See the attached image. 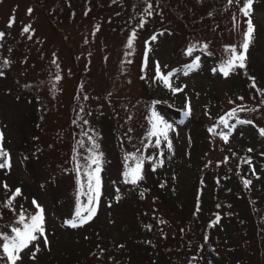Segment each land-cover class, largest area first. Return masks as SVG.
<instances>
[{
  "label": "rangeland",
  "instance_id": "374dc122",
  "mask_svg": "<svg viewBox=\"0 0 264 264\" xmlns=\"http://www.w3.org/2000/svg\"><path fill=\"white\" fill-rule=\"evenodd\" d=\"M245 2L0 0V146L10 161L0 168V264H10L2 237L37 205L44 235L16 264H264V0L250 17ZM211 16L237 54L248 19L254 27L245 67L227 76L205 29ZM198 59L200 69L182 71ZM157 117L167 140L149 135ZM93 155L95 215L73 227ZM126 156H143L136 183L125 182L135 167Z\"/></svg>",
  "mask_w": 264,
  "mask_h": 264
},
{
  "label": "snow or ice",
  "instance_id": "6c2138e0",
  "mask_svg": "<svg viewBox=\"0 0 264 264\" xmlns=\"http://www.w3.org/2000/svg\"><path fill=\"white\" fill-rule=\"evenodd\" d=\"M231 3L232 0H229ZM253 3V0H246L243 8L241 11L246 17H250L251 15V5ZM151 6L149 5V8ZM147 11V9H146ZM150 14V13H149ZM247 31L244 34V42L241 45L242 51L237 54L236 49L232 47L230 49L232 55L227 60L226 64L221 67L220 71L223 72L225 76L229 74L231 70H233L235 67L244 68L245 67V60H246V53L249 47V44L251 42L252 33L254 32V27L252 25L251 19H248L247 21ZM142 26V25H141ZM25 32L28 31V28L24 29ZM3 34L0 33V36ZM135 39V33H133L127 42V47L132 48L133 40ZM154 40L155 37H152ZM191 49H189V53H191ZM7 63V61H5ZM158 77L161 79L166 86H170L169 80L167 76L160 75L159 74V67H157ZM59 79V77H57ZM252 87H255V83L252 84ZM182 89H176L173 88L172 91L175 93L177 91H181ZM242 99V98H241ZM243 110V109H239ZM190 111V109H189ZM237 110H233L228 114L229 117L234 116L235 112ZM188 114L187 112L185 113ZM157 121H159V118L157 117ZM87 123V122H85ZM220 123L223 124L225 127H229L227 120L225 118H222L220 120ZM237 123H251L250 121H237ZM169 125L163 123L162 121L154 122L153 123V130L149 133L150 136H156L159 132L160 135L164 136V139L167 140V128ZM210 131L215 132V129H210ZM231 133V128H229V134ZM261 135H264V130H261ZM222 139L227 142V135L221 134ZM3 137L2 134H0V141H2ZM91 140L92 138L89 137ZM159 137L156 140V145L159 146ZM169 149H171V144L169 142L168 144ZM93 148H98V145L95 144V141L93 140ZM8 153L0 146V168H9L10 167V161L7 159ZM125 159H133L135 160V167L128 168L125 173V182L126 183H136L139 179H142L141 171H142V165H143V156H126ZM250 163V161H249ZM91 164H95V169H92L90 171H86L85 175L88 178L87 181V193L84 191V185L80 184L78 180V184H80L79 187V193L81 195H87L88 203L84 207H80L77 209L76 212V220L70 222L71 226L75 227L77 226V221L79 224L87 223L89 220L92 219V217L95 215V204L98 201L99 198V171H100V158L98 155H93L91 157ZM77 173L79 175V166H77ZM245 186H247L250 181H245ZM5 188H7V185H5ZM21 190L16 189L13 196L6 202V206H10L12 204V201L15 199L16 196L20 195ZM35 203V201H34ZM38 212L35 215H32L30 218H28V222H26V219L23 215V213L20 214V219L18 220V223L23 225V228H14L13 232L15 233L14 237L9 238L8 236H3L2 239L4 241L2 245L3 253L7 257V260L10 262V264H16V261L20 259L19 253L27 248L29 244L32 241H35L38 239L39 236L44 235V228H43V210L39 209V206L37 205ZM84 212H87V215H83ZM45 243L47 241L45 240Z\"/></svg>",
  "mask_w": 264,
  "mask_h": 264
},
{
  "label": "trees",
  "instance_id": "16d2710c",
  "mask_svg": "<svg viewBox=\"0 0 264 264\" xmlns=\"http://www.w3.org/2000/svg\"><path fill=\"white\" fill-rule=\"evenodd\" d=\"M158 1L162 5H165L167 7H172L173 9H176L175 8L176 6L182 5V0H158ZM213 2H215V1H213ZM212 15H213V13H212ZM186 18L188 19V21L191 20V17H186ZM213 18H215V17L211 16V18L209 19V23H208V25H206V28L205 29L208 32H211V37L213 35L214 38H215V40H217L218 43H221V45H220L221 46V53H220V55L227 60L232 55L230 49L232 47H234L236 49V47H235V45L232 42L223 43L224 42L223 39H225V37H226V31H225V33H223L224 32L223 31L224 29H222L223 28V23L220 21L221 20L220 18L217 17L218 18L217 20H214ZM193 53H195V52H193ZM236 53H237V50H236ZM201 55H202V53H201ZM198 61L197 60H194L193 62L189 63L188 65H185L184 68L182 67V71L189 72L191 70L200 69L201 66L203 65V62H202V59H198ZM191 64H192V66H194V67L197 66V67L195 69H193L192 67H190ZM211 65H212V67H217L216 64L213 65L211 63ZM165 106H166L165 108L167 109V111L171 115H173L177 121L181 122V121H183L185 119V116L183 115V111L180 110L181 108L176 107V106H174L171 103L169 105H165ZM24 217L26 219V222H28V217H26V216H24ZM14 224L15 225L12 226V229H14V228H21L22 229L23 228V225L20 224V223H18V220H16L14 222Z\"/></svg>",
  "mask_w": 264,
  "mask_h": 264
}]
</instances>
